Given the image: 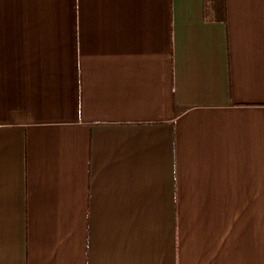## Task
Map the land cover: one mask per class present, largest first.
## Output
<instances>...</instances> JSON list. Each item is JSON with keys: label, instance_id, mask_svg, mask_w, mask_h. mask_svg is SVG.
I'll return each mask as SVG.
<instances>
[{"label": "crops", "instance_id": "obj_1", "mask_svg": "<svg viewBox=\"0 0 264 264\" xmlns=\"http://www.w3.org/2000/svg\"><path fill=\"white\" fill-rule=\"evenodd\" d=\"M0 264H264V0H0Z\"/></svg>", "mask_w": 264, "mask_h": 264}, {"label": "trees", "instance_id": "obj_2", "mask_svg": "<svg viewBox=\"0 0 264 264\" xmlns=\"http://www.w3.org/2000/svg\"><path fill=\"white\" fill-rule=\"evenodd\" d=\"M222 1V0H221Z\"/></svg>", "mask_w": 264, "mask_h": 264}]
</instances>
